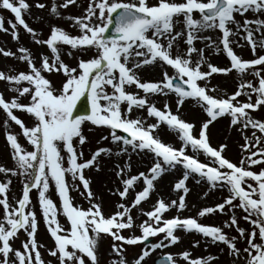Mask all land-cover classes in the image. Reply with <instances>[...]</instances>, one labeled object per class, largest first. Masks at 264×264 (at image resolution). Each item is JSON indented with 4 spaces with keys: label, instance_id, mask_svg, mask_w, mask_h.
I'll return each mask as SVG.
<instances>
[{
    "label": "snow or ice",
    "instance_id": "snow-or-ice-1",
    "mask_svg": "<svg viewBox=\"0 0 264 264\" xmlns=\"http://www.w3.org/2000/svg\"><path fill=\"white\" fill-rule=\"evenodd\" d=\"M76 2L63 0L59 6L53 2L50 12L60 18L58 8L66 9ZM35 6L45 8L43 3ZM31 7L28 0H0V9L14 15V20L7 22L12 39L19 42L18 27H22L33 43L48 50L34 55L22 45L16 51L0 47V55L26 65L24 70H0V82L7 83V91L14 93L6 98L0 92L2 127L13 163L12 167L0 164V174L5 177L0 180V264H52L45 262L39 251L42 245L36 239L37 207L54 242L48 254L56 264H100V242L107 237L111 238L110 251L115 257L111 264H146L152 253L180 241L175 234L177 229L225 245L227 254L243 264H264V119L251 115L264 107V19L260 18L264 16V0H88L80 15L66 17L78 34L52 24L46 38H41L43 33L24 18ZM249 12L256 19H249ZM237 15L242 19L237 20ZM177 25H181L180 30ZM0 31H9L4 27L3 16ZM217 31L216 39L202 35ZM180 41L184 48L179 47ZM195 41L204 47L196 48ZM245 45L253 58H242L234 50ZM205 48L216 54L222 52L229 64L220 67L208 62ZM74 53L77 62L70 66L62 55L73 57ZM202 66L208 71H203ZM146 67H158L161 78L143 80L140 72ZM232 73L240 80L231 94L211 85L213 74ZM45 74H58L63 79L54 84ZM248 74L251 80L244 79ZM133 86L137 91L127 90ZM157 95H174L176 112L167 99L162 109L158 108L150 99ZM82 97L88 111L76 115L74 109ZM240 97L246 99L241 101ZM188 99L206 116L198 130L179 115ZM134 110H146L147 117L132 116ZM18 112L29 116L30 122L20 118ZM225 116L229 118V127H235L244 141L238 161L223 155L226 144L211 143L210 125ZM148 118L155 122L148 123ZM86 122L107 129V135H102L97 144L110 141L113 147L98 146L85 158ZM13 124L19 132L12 130ZM161 125L176 134L179 147L156 134ZM21 137L27 146L21 144ZM129 152L147 160L146 171L131 173ZM102 155L117 161L128 157L123 164H113L119 185L112 194L123 201L134 192L129 204H115L116 210L108 215L91 190V178L85 175L86 171L101 170ZM177 168L182 175L173 183L172 190L179 193L178 199L157 198L151 210H141L146 219L135 225L132 209L146 203L155 191V182ZM12 177L20 178L22 192L18 198L9 199ZM189 177L196 178L197 184L203 182L210 189L227 192L221 202L203 206L197 212V217L227 215L222 227L202 224L191 216L164 218L170 209L179 213L187 208ZM138 183L140 189L136 190ZM50 184L54 185L59 206L47 195ZM33 189L37 191L36 206L30 197ZM72 191L89 206L74 203ZM237 209L244 213L241 218L251 226L250 230L240 226ZM60 215L66 218L67 228L61 225ZM134 228H138L139 235L123 234ZM225 228L234 229L236 235L230 236ZM21 231L25 238L20 248H14L12 242L20 238ZM156 237V242L145 244ZM239 241L245 246L238 247ZM199 244V240L192 241V247ZM137 245L144 246L132 259L126 258L125 246ZM214 259L211 255L193 258L184 250L163 253L155 264H179L180 260L184 264H210Z\"/></svg>",
    "mask_w": 264,
    "mask_h": 264
},
{
    "label": "rangeland",
    "instance_id": "rangeland-1",
    "mask_svg": "<svg viewBox=\"0 0 264 264\" xmlns=\"http://www.w3.org/2000/svg\"><path fill=\"white\" fill-rule=\"evenodd\" d=\"M28 2L30 5H32V7L30 8V11L28 13L24 14V18H25L26 22L31 27H33L34 29L41 31L43 33V32H45L46 29L49 28V25H52V24L63 27L68 32L70 30L74 31L76 28L71 26V21L66 19V17H68L69 15H72V16L80 15L82 13L83 8L86 7L88 0H77L76 4L70 5L66 9L58 8V10L61 13L60 18H56L54 15H52L50 12V8H51V5L53 2H55L59 6L60 4L63 3V0H28ZM150 2H153V0H151ZM37 3H43L45 5V8H43V9L37 8L35 6ZM246 15L249 19H256V17L253 16V14L251 12L247 13ZM0 16L4 17V27L9 29V31L7 33L0 31V37L2 36L5 39V41L0 39V47H3V48L8 49V50L16 51L18 45H22L23 38L21 36L22 35L21 32H23V28L18 27L20 40H19V42L14 41L10 35L11 28L9 27V25L7 23L9 19L14 20V15L12 13H10V11H8V10L0 9ZM196 16L199 17V14L197 13ZM260 18L264 19V16H262ZM236 19L241 20L242 18L239 15H237ZM230 27L234 28V26H231V25H230ZM202 35L211 36L213 39H216L217 36L219 35V33H218V31L217 32H205V33H202ZM258 35L259 34H257V36ZM194 43H195V47H196V41ZM179 45H181V46L184 45L183 41H180ZM205 50H208L210 52V54L205 56L206 60L208 62H210L216 66H220V67H223L225 64H227V59L222 52L220 54H216L214 52V50H212V49L205 48ZM234 50L236 51V53L238 55H241L242 58H245V59L253 58L250 48L247 47L246 45L242 46V47H234ZM66 52L67 51L65 50V53ZM75 57H76V53L73 54V58H72L73 62H75ZM69 58H71V57L67 56V59H69ZM9 67H11L13 69L24 70L26 68V65L23 63H19L15 58H5L2 55H0V68L2 70L7 71L9 69ZM202 70L208 71L207 67H205V66H202ZM171 72L172 71H169V74H171ZM233 74L235 75V77H234V83L231 86H221L219 84V81L222 78V76L220 74H213L210 78V83L212 86H216L221 91H227L229 94H231L232 92L235 91L237 83L240 80V78L235 73H233ZM141 75H142V79H144L145 77L148 78L147 77L148 75H152L156 79L161 78L160 70H158L157 75H155L152 72H149L147 74L143 72V73H141ZM244 79L251 80L252 77L250 74H248L244 77ZM201 85L203 86V82H201ZM1 86H2V89L4 91H6L7 97L14 95V93L7 91V88L9 87V85H7V83L0 82V87ZM169 98L176 100L174 95H169ZM240 99H241V101H244L246 98L240 97ZM254 99H255V97L253 95V100ZM181 108L182 109H180V115L182 116V114H183L185 118L192 119L191 117H188L187 115L190 113L189 112L190 108L194 109L197 107L195 106L194 102L191 99H188V100H185V102ZM172 111L173 112L176 111V106H172ZM17 115L20 116V118L24 119L26 122H30V120H31L30 117H29L30 120L28 119L26 114L18 112ZM251 115L253 116V118H256V119H264V107H261L260 109L251 112ZM3 119H4L3 113L0 112V164L7 166V167H12L13 163H12V160L10 159V156H9V149L6 145L5 134H4V130L2 127V120ZM198 125L199 124H197V126ZM213 125H214L213 127H209V128H211V129H214L215 127L221 128L222 134L218 135V136L214 135L213 137H211L212 144L215 146H218L221 143L226 144L227 149L223 153V155L232 159L233 161H238L239 157L241 155L240 145H242L244 143L240 132L235 127H229V118L227 116H225L224 118H221V120L214 122ZM195 127H196V125H195ZM196 129H197V127H196ZM12 130L15 132H19V128L17 126H15L14 124L12 125ZM83 132L88 138V142L84 146L85 158L88 157L90 150H95V148L98 146L113 147L111 145L110 141H101L99 145L97 144V141H99V139L102 135H107V132H108L107 129L96 128V127H94L91 124L86 122L83 125ZM167 134L170 136L169 143H172L174 146L179 147L180 146L179 139L170 132ZM248 134L250 135V131L248 132ZM257 134L259 135V133H257ZM20 142L22 145L27 146L26 142L24 141V139L22 137L20 138ZM113 150L115 151L116 149L113 148ZM187 151L189 154H192L190 149ZM129 155L131 156L130 162L132 164V169H131L132 174H136L138 171H146V168L144 167V165L148 163L147 160L141 159L139 156L132 154L131 152H129ZM199 159L202 162L204 161V158L201 156L199 157ZM126 160H128L127 156L121 157L119 159V161H117V159L115 157L109 159V158L102 155L99 158V161L101 164V170L99 172H97L93 169L90 171H86V173H85L86 177L91 178V185H90L91 190L93 191V193L97 197L100 198V200L97 202L102 201V203H103V210H104L105 215H108L111 212H114L116 210L114 207L115 204H117V203L129 204L131 202V200L133 199V198H131V195L129 194V196L125 200L122 201L118 195L112 194L115 191L116 187L119 185V181L117 180V178L115 177L114 172H113V164H114V162H119V163L123 164V162ZM173 171H175V173H177V175L173 178H170V181L172 179V181H171L172 185L182 175L179 168H177ZM3 179H5V177L2 174H0V180H3ZM11 179H12V184H11L10 190H9V199H11L13 197L18 198L22 192L21 180L18 177H12ZM161 184H162L161 179H158L155 182V191H154L155 193L160 189ZM186 186L190 189L189 193L186 194V204L187 203H188V205L190 204L191 207L188 208V205H187V209L180 211L181 215H179V216L181 218L191 216V217L197 218L198 222H200L202 224L216 225V226L222 227L221 222L225 219H228L227 215H221L219 213H216V214L206 215L205 217H197V212L203 206H211V205H214L216 203L221 202V198L227 196V192L221 191L218 189H210L203 182H201L200 184H197L196 178H194V177H189V179L186 181ZM139 189H140V183H138L136 185V190H139ZM154 192L151 193V197H152V194H154ZM206 192H207V195H205ZM47 195L51 199H53L54 202L57 203V206H59V201H58V197L55 193L54 185L50 184V188H49ZM70 195L74 198V203H76V204H78L84 208H87L89 206L88 202L86 200H84L77 192L72 191V192H70ZM170 195L171 194H168V196H166V194H163V195L161 194L162 198H164V199H167V198L168 199H172V198L178 199L179 193L175 192L173 195H171V196ZM155 196H156V194L153 195L154 198L157 197V196L156 197ZM30 197L32 200V204L34 206H36L38 204V201H37V191L35 189H33L30 192ZM154 200L152 203H150L149 201L146 203L142 202L140 206L132 209L131 214L134 217L135 225H139L144 219H146L145 216L141 215V210L142 209L144 211L151 210L152 206L154 205ZM195 200H197V202H191V201H195ZM194 203H196V206H194ZM36 211H37V217H38V232L36 235V239H37L38 244L42 245L39 248V251L41 253V257L45 262L52 261V264H56L55 258L51 257L48 254V249H50L53 246L54 242L49 237V235L46 231V226L43 223L42 217L40 216L38 207L36 208ZM235 214L237 215L238 218H240L239 219L240 226L250 230L251 226L241 218L244 215V213L241 210L237 209V210H235ZM58 219H59L61 225H63L65 228L68 227V225L66 223V218L63 215L58 216ZM224 231L226 233H228L230 236L236 235V232L234 229L225 228ZM123 234L125 236H129V235H133V234L139 235L140 232H139L138 228H134L133 231H124ZM19 237H20L19 239H16L12 242L14 248H20L21 247V242L25 238L24 233L22 231L19 233ZM186 238L191 242L194 239H199L200 236L195 238L194 235L190 234V235H186ZM154 239H155L154 242H156V240L159 239V237H156ZM110 245H111V238L110 237H107V238H104L101 240L100 249H99L100 264H111V260L115 258L110 251ZM237 246L242 248L245 245H244L243 241H239ZM125 247L127 249L125 252V256L128 259H132L133 254L139 253V251H140L139 245H137V246H125ZM223 249H225V247H224V245H221L219 250L212 251L211 253L209 252L206 255H199V256L205 257V256L211 255V256L217 258ZM182 250H183L182 244L172 246V247H168V248L163 249V250H157L156 252L152 253L149 258H147L146 264H152L153 258H155L157 256H161L163 253L170 252L173 254H177V253L182 252ZM194 256L195 255H192V257H194ZM226 257L225 258L220 257V258H218V260L214 259L213 261L210 262V264L215 263L217 261H218V264H243L242 260H235L231 256L228 258H226ZM179 264H184V262L182 260H180Z\"/></svg>",
    "mask_w": 264,
    "mask_h": 264
},
{
    "label": "bare ground",
    "instance_id": "bare-ground-1",
    "mask_svg": "<svg viewBox=\"0 0 264 264\" xmlns=\"http://www.w3.org/2000/svg\"><path fill=\"white\" fill-rule=\"evenodd\" d=\"M150 1L151 0H149V2ZM180 27H181V25H177V30H180ZM48 33L49 32H47L46 34H43V36L41 38H46L47 35H48ZM23 46L28 47L32 51V53L34 55L36 53H38V52H45V53H47V51H48L46 47H43V46H40V45H37V44L31 42L29 38H25L24 39ZM183 47H184V45L180 46V48H183ZM203 47H204V44L199 41L197 43V48H203ZM62 58L65 60V56L64 55H62ZM147 69H148V71H152L154 68L147 67ZM158 70H159L158 67L155 68L154 71H153V73L155 75H157L158 74ZM234 77H235L234 74H230V75H227V76H222V78H224L225 80H228L229 82L232 81L234 79ZM150 80H156V78L154 76H152V77H150ZM230 83H229V85H230ZM128 91H134V90L131 87V88H128ZM150 99H151L152 102L155 101L156 102L155 103L156 106L158 108H161V109L163 107V103H164V100L165 99H167V101L169 102V106L170 107H172L175 104V102L172 99H170L169 96L167 98H165V97H161V96L157 95L156 97H151ZM197 109L198 108L190 109V111H189L190 113L187 115L188 117H191L193 120L192 119H187V118H185V120L186 121H192L194 124H198V122L203 119V115H202L201 111H200V114H198V112H196ZM134 111H136L137 113L143 114L144 117H147L146 110H134ZM147 122L148 123H154L155 121H154V119L149 118L147 120ZM220 130H221V128L215 127L214 129H211L210 131H212V133H214L216 135L217 132H219ZM167 133H169L167 126L166 125H162L158 129V131H157L156 134L159 135V137L164 142L167 143L169 141V138H170V136ZM210 137H211V134H210ZM161 180H162V184H161L160 194H162V195L163 194H166V196H168V194H171L172 193L171 192L172 191V188L170 187V183H169L170 182V175H163V177L161 178ZM149 200L152 201L153 200L152 197ZM191 202H194V201H191ZM189 207H191L190 204L188 205V208ZM175 211L176 210L174 208L173 209H170L169 211H167L166 213H164V216L173 215V213H176ZM178 233H181V232L178 231ZM180 242L183 243L182 244L183 249L184 250H188L191 253V255H203L204 253H207V252L212 251V249L214 247H219L220 248V246H218L219 244L216 245V244H213L211 242H206V243L203 242L202 244H199L197 247H192V243L191 242H188V241H185V242L180 241ZM216 250H217V248H216ZM228 257H230V256L228 255L226 258H228ZM211 264H218V261L215 262V263H211Z\"/></svg>",
    "mask_w": 264,
    "mask_h": 264
}]
</instances>
